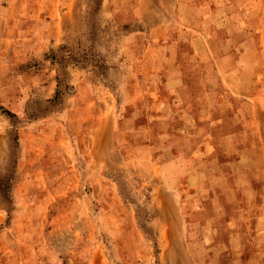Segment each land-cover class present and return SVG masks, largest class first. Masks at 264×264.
Returning a JSON list of instances; mask_svg holds the SVG:
<instances>
[{"label":"rangeland","instance_id":"obj_1","mask_svg":"<svg viewBox=\"0 0 264 264\" xmlns=\"http://www.w3.org/2000/svg\"><path fill=\"white\" fill-rule=\"evenodd\" d=\"M147 2L164 30L140 19ZM178 3L0 0V264H264V192L244 187L258 178L264 191V116L245 118L249 149L228 163L243 190L213 199L212 147L187 139L179 68L199 76L190 27L212 38V0ZM256 67L264 106V59Z\"/></svg>","mask_w":264,"mask_h":264},{"label":"crops","instance_id":"obj_2","mask_svg":"<svg viewBox=\"0 0 264 264\" xmlns=\"http://www.w3.org/2000/svg\"><path fill=\"white\" fill-rule=\"evenodd\" d=\"M238 1L239 3L234 0H212V38L202 32H198V28H195V24L190 27V30L197 34L194 36L195 43H201L204 50L200 48L195 50L194 53L201 57L200 62L195 67L199 73L198 78L190 83L186 74L190 68H183L182 64L179 65L181 70L180 105L182 102V106H184L182 115L188 118L186 121H190L189 124L191 126L188 132L191 136L187 139L192 141L193 147L196 149L198 148V144L199 146L205 144L207 148L212 147L211 159L206 160L208 162V175L210 176L206 179L207 181L204 180L207 184V190L212 193L213 199H227L229 191L232 194L233 189L237 191H239L240 188L242 189L241 185L237 183V180L230 176L228 163L234 162L235 164L239 160L237 159L239 156L237 154H239L241 150L249 149L247 134L250 131L243 125L245 118L248 116L257 118L264 116L262 112V110H264V106L262 105L263 102L259 101L257 96L255 97V90H257V85L259 84L257 73L259 67L256 66L259 65V63L262 65L264 59V0H256L251 3L249 0ZM149 3L150 2L144 3L143 6L145 5V7L141 10L148 21L143 18L140 19L144 20L146 23H155L160 29L164 30L165 27L169 26L170 22L163 16L160 20L151 21L153 20V7L148 6ZM179 5L182 6L177 0L178 9L181 8ZM169 7L170 4L168 3L166 6V13L169 11ZM234 11L239 12V14ZM54 22L55 25L53 24ZM54 22H48L52 33H47L44 38L57 36V23L55 20ZM193 22L195 23V21ZM207 36L208 38H205ZM210 42H212V49H210ZM202 51L206 55V59L204 58V60L203 57L200 56L203 54ZM147 52L146 50L145 53ZM170 57H172L171 61L169 60ZM249 59H255L256 65L254 63L251 65ZM164 60L167 63H176L174 62V57L171 55L162 58L160 61L163 62ZM144 64L146 65L144 62L139 67L142 68L141 72L143 75L140 80L143 89L142 95L146 94L145 92L148 91L147 89H151L150 87H152H147L146 85L150 73ZM251 66L254 68L253 73H249L252 69ZM205 75H207V79H205ZM192 83L197 87L195 92L190 91V87L193 85ZM189 96H191V98ZM191 99L192 101H190ZM151 100L155 102L158 100V97L155 96L153 99L148 98L146 101L150 102ZM166 100L170 103L173 99L171 100L167 97ZM177 101H179V99H177ZM149 112L148 114L146 113L147 116L150 115V117H153L154 110ZM218 118H224L225 121L229 123V128L223 129V126L220 125L221 129L218 130L216 128V119ZM211 119L212 125H215L216 129L213 127L207 130L205 128L206 122ZM206 131L210 132L209 137L204 135ZM243 137L245 139H242ZM206 138L210 139V143H208L209 146L206 143ZM263 138L264 131L261 135L260 142L256 140V144L258 145L260 143L259 145L264 152ZM203 141L205 143H200ZM241 164L242 162L240 160L237 165L240 167ZM255 180L259 182L258 178ZM255 180L251 178L244 187H246L250 197L257 198L259 192L262 193L264 191L263 188L258 189V185L256 188L254 187L253 182ZM229 184L232 186L230 187ZM179 191L177 192L178 195H180ZM168 196H171L170 193ZM216 208V206L213 209L209 207H200V209L197 208L192 211L187 210V213H217L219 211ZM238 209L237 207L236 210L238 211ZM257 211V206H254L248 209L247 213H256ZM263 260L264 257H262L261 261Z\"/></svg>","mask_w":264,"mask_h":264},{"label":"bare ground","instance_id":"obj_3","mask_svg":"<svg viewBox=\"0 0 264 264\" xmlns=\"http://www.w3.org/2000/svg\"><path fill=\"white\" fill-rule=\"evenodd\" d=\"M149 16H152V15H149ZM153 17V16H152ZM156 19V18H155ZM154 20V19H153ZM152 21V20H151ZM263 141H264V138H263ZM262 148V147H261ZM264 149V148H263ZM263 151V150H262ZM264 154V153H263Z\"/></svg>","mask_w":264,"mask_h":264}]
</instances>
